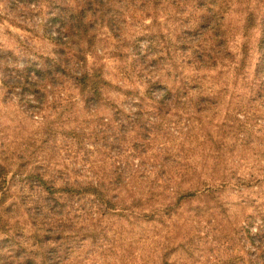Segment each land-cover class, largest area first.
<instances>
[{
	"label": "rangeland",
	"instance_id": "1",
	"mask_svg": "<svg viewBox=\"0 0 264 264\" xmlns=\"http://www.w3.org/2000/svg\"><path fill=\"white\" fill-rule=\"evenodd\" d=\"M87 2L0 0V264H264L260 21L246 28L264 0ZM73 15L89 19L83 36L65 25ZM204 16L227 37L216 62L200 63ZM62 55L73 74L97 75L45 80L37 102L5 84ZM206 185L216 193L164 214L175 192ZM99 191L112 201L104 215Z\"/></svg>",
	"mask_w": 264,
	"mask_h": 264
},
{
	"label": "trees",
	"instance_id": "2",
	"mask_svg": "<svg viewBox=\"0 0 264 264\" xmlns=\"http://www.w3.org/2000/svg\"><path fill=\"white\" fill-rule=\"evenodd\" d=\"M108 2H109V0H88L87 3L89 5H93V6H98V7H104L105 6V8H107ZM94 15H95V13H94ZM71 18H72V20H71L72 22L69 20H66L68 23H65V25L70 30V33L77 31L79 33V35H81V32H82V36H83V33H86L88 31V28H86L87 27L86 22L89 19L86 20V18H83V17L81 19L80 16H75V15H73ZM203 18L207 19L208 21L201 24L200 27L202 29H205L208 27H209V29H211L210 30V32H211V38H210L211 44H210V46H206L205 49L203 50V52H202L203 54L200 56L201 57L200 63H203L206 60L216 62L217 61L216 59H219V57L221 56V53H223L225 51V49L227 48V46H226L227 45V42H226L227 37L225 36V34L221 33V28H222L221 25H217V24H215L216 22H213L214 26H212L211 24H207V23H211L208 16H204ZM258 21H260V24H259L260 34H259V39H258V45H259V51L261 53V58L259 59L258 72H264V16L263 17L261 16V18L259 20L256 19V17L254 16V13L248 14L246 16V28H249L252 25L256 26ZM245 31H247V29H245ZM63 56L64 55L61 56V58L58 60V62H55L56 64H51L49 66H46V64L44 65L46 68H49V71H45L44 66H42L40 68V67H38L39 65L35 63L34 64L35 65L34 70H33L34 72L28 68H26L24 70V72H23L24 76H23L22 81H20V82L14 81L13 83H10L9 81L4 80L5 84L7 86H14V87L15 86H21L23 88L22 93H26V91L35 93V95H36L35 98H36V102H37V101H41L44 99L43 94L40 93V91L42 90L41 87L46 88L47 85L53 87L54 86L53 83L55 82L56 77H64V76L69 77V76H71L74 78L75 81L82 84L88 80L89 76L95 77L97 75L98 71H95L91 75H89L88 73H85V72H79V73L73 74L72 73L73 70L69 67V63H68L69 61L65 60L63 58ZM30 74H33V77L31 80H29ZM45 80L48 81L47 85L44 84ZM263 86H264V82H263ZM261 89H262L261 86H259V89H258L259 94L261 93ZM36 90H38L39 92H37V93L34 92ZM186 91H188V90H186ZM90 92H92V93H88V96H87L89 98V100L96 99L100 95L97 87L91 88ZM263 92H264V89H263ZM165 96L168 98H171L172 97L171 91H167L165 93ZM177 100H179V99H177ZM209 102H211V99L208 97H201L200 98V103H202V104H207ZM154 107H155V110L160 113V116L165 114V116H163L162 118L165 119V117H168V115H169L168 113L170 112V109H169L170 106H166L165 102L158 101V102H156V104H154L153 108ZM147 137H148V134H147V136H145L144 139L147 140ZM142 149H145V148L142 147ZM218 158H219V155H218ZM217 165H221V163L220 162L214 163V166H213L214 171H217V169H216ZM141 166H144V168H146L147 165L143 164ZM150 171H153V170L151 169ZM116 175H117L116 177H113V179H114L113 184H115V185H117V184L126 185L125 184V178L122 177V171L117 172ZM149 177H151V176H149ZM160 177H161V179L165 178V176H160ZM161 179H159V177H156V179L153 180V184L151 186L158 185V183H160ZM171 186H172V184H171ZM151 189H152V195H153V193H155L156 191L154 190V188H151ZM164 189L168 190L169 188L165 187ZM211 189H212L211 187L206 185V188H204L203 190H200L199 188H197V191H195L191 194L189 192H187L188 190L182 191V192H180L178 190L177 192H175L176 196L173 199H170V202L166 205L165 208H163L164 214H166L168 216L171 215L170 209L172 210V207L174 208V207L178 206V204L181 203L182 198H185L186 196H195V195H199V194L200 195H202V194H205V195L215 194L216 191L211 190ZM95 191H98V190L95 189ZM172 191H174V190H172ZM130 193H132L134 195V191H130ZM93 196H94V198L97 197L96 200L94 201V203L96 206H98L100 208V211H101L98 214L104 215V212L106 213V211L108 209L113 208L111 206L112 201L108 199L109 196L107 193L102 194V192H100V191L94 192ZM82 198H83V196H82ZM134 199H136V197ZM143 199H149V201H151V199H153V197L152 196H150V198L144 197ZM131 207L138 209L140 206L134 200V204H132L131 206H127L126 211L128 209H130ZM131 213L135 214V211L133 210V212H131ZM157 214H158L157 210H155V209L152 210L151 213L149 215H147L149 217L148 219L152 222H155V223H158V222L163 223V221L161 220L162 212H159L158 216H157ZM144 216H146V215H144ZM91 217L92 216H90V218ZM259 235H261L260 238L262 239V246H263V244H264V242H263L264 236H262L263 231H261V233ZM50 260H51V258H50Z\"/></svg>",
	"mask_w": 264,
	"mask_h": 264
}]
</instances>
